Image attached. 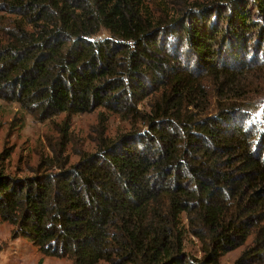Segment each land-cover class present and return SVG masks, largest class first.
<instances>
[{
  "label": "trees",
  "instance_id": "1",
  "mask_svg": "<svg viewBox=\"0 0 264 264\" xmlns=\"http://www.w3.org/2000/svg\"><path fill=\"white\" fill-rule=\"evenodd\" d=\"M145 6L0 0V100L128 124L53 172H1L0 220L74 264H220L249 239L233 264H264V0Z\"/></svg>",
  "mask_w": 264,
  "mask_h": 264
},
{
  "label": "rangeland",
  "instance_id": "2",
  "mask_svg": "<svg viewBox=\"0 0 264 264\" xmlns=\"http://www.w3.org/2000/svg\"><path fill=\"white\" fill-rule=\"evenodd\" d=\"M165 1L144 0V6L156 9ZM172 1L182 6L210 0ZM127 129L128 124L103 110L69 119L60 115L41 120L25 113L16 103L0 100V173L21 179L35 173L53 172L59 166L77 162L84 153L93 151L101 139L113 138ZM46 164L48 168L43 169ZM15 230V225L0 220V264H74L72 260L41 255L32 242ZM250 244L249 239L245 246L225 254L220 264H233ZM183 251L191 259L202 257L201 243L190 233L183 238Z\"/></svg>",
  "mask_w": 264,
  "mask_h": 264
}]
</instances>
